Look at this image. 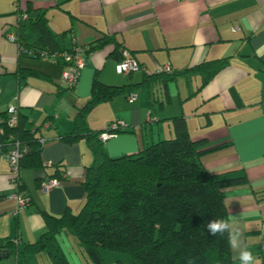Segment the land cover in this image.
<instances>
[{
	"label": "crops",
	"instance_id": "obj_1",
	"mask_svg": "<svg viewBox=\"0 0 264 264\" xmlns=\"http://www.w3.org/2000/svg\"><path fill=\"white\" fill-rule=\"evenodd\" d=\"M39 18L58 51L71 49V33L77 45L90 48L73 90L63 79L67 65L19 54L17 39L40 46L34 29ZM103 41L108 43L91 51ZM123 51L139 71L117 72ZM221 60L226 67L204 83L198 66ZM167 66L175 77L158 75ZM96 78L126 88L90 112L89 129L106 131L122 121L129 130L104 144L87 138L67 143L63 137L90 100ZM10 107L18 108L28 125H49L38 134L44 140L45 167L21 172L29 205L18 212L12 170L0 156V252L9 241L20 248L38 242L48 231L47 216L78 214L86 202L87 170L102 162V151L118 158L174 139L173 120L182 118L210 174L247 180L223 189L228 222L242 240L240 249H231L233 264H240L244 248L255 264H264V0H0V116ZM58 164L65 174L58 188L45 193L41 182L55 175ZM58 242L70 264L80 256L90 264L72 231L62 232ZM102 255L105 264H132L125 254ZM0 264L17 263L11 258ZM21 264H51V259L41 253L26 256Z\"/></svg>",
	"mask_w": 264,
	"mask_h": 264
},
{
	"label": "trees",
	"instance_id": "obj_2",
	"mask_svg": "<svg viewBox=\"0 0 264 264\" xmlns=\"http://www.w3.org/2000/svg\"><path fill=\"white\" fill-rule=\"evenodd\" d=\"M34 29L40 35V46L17 39L21 57L40 59L41 51L58 52L44 18L35 22ZM107 43L99 42L91 51ZM227 63L221 60L198 66L204 83ZM158 75L176 76L173 71ZM18 77L22 81L23 76ZM125 88L107 86L96 78L90 100L78 111L73 130L63 140L67 143L81 138L98 140L109 132V128L91 132L88 115L97 105L125 92ZM7 114L8 110L0 116V129L4 131L2 134L0 130L3 146L0 156L10 151L12 135L29 150L21 160V169L44 168L42 138L38 136L43 127L28 125L19 111L18 126L9 128ZM173 124L174 139L147 145L135 155L110 158L102 151V162L90 167L83 181L86 189L83 209L78 214L67 212L61 218L47 216L48 231L38 242L20 248L17 242L9 241L0 252V261L9 255L8 260L13 258L21 264L26 256L46 253L51 264H70L58 242V236L67 230L75 234L90 264H105L102 254L106 251L125 254L132 264H188L190 259L195 264H233L227 236L212 237L203 225L217 217L228 221L223 189L247 180L245 177L220 180L210 174L202 162L204 152L199 150L198 142L191 140L185 121L175 118ZM127 130L128 127L117 135ZM55 167L57 171L52 178L59 180L65 172L61 164ZM18 191H25L21 180Z\"/></svg>",
	"mask_w": 264,
	"mask_h": 264
},
{
	"label": "built area",
	"instance_id": "obj_3",
	"mask_svg": "<svg viewBox=\"0 0 264 264\" xmlns=\"http://www.w3.org/2000/svg\"><path fill=\"white\" fill-rule=\"evenodd\" d=\"M24 19H27V16H23ZM71 38L73 45L70 50L65 51H58L49 53L47 51H41L39 53L40 58L52 59L58 62H62L63 64L67 65L68 68L64 73V82L69 90H73L77 87L82 71L86 67L85 56L90 52V48L88 46H79L76 44V39L73 33H71ZM11 40H16L13 36L10 38ZM123 60L117 65V72L119 74H130L132 72H136L140 70V66L136 62L135 59L131 58L130 54L126 51L122 53ZM161 72V71H160ZM162 72H172L170 67H166L162 70ZM136 100L135 94H131L128 97V101L133 103ZM8 119L6 121V125L9 128H16L19 124V109L15 107H10L8 109ZM5 120H3L4 122ZM49 124H44L43 128L48 127ZM110 131L103 133L100 136L101 142H108L112 138L117 136L118 131L126 130L127 125L122 122H114L109 126ZM1 133L4 134L3 129H1ZM10 140L13 142L11 145L10 151H8L5 156L10 164L12 170V177L11 182L17 189L14 198L17 202V212L20 209L25 208L28 205V198L24 193H20L18 191V182L21 180V160L22 158L29 152L27 147L21 145L20 141L15 140L14 137L11 135ZM42 145H44V140H41ZM3 148L0 145V151ZM60 182L56 178H45L41 182V189L45 193H49L52 190L58 188ZM17 213H15L16 215Z\"/></svg>",
	"mask_w": 264,
	"mask_h": 264
},
{
	"label": "clouds",
	"instance_id": "obj_4",
	"mask_svg": "<svg viewBox=\"0 0 264 264\" xmlns=\"http://www.w3.org/2000/svg\"><path fill=\"white\" fill-rule=\"evenodd\" d=\"M203 228L207 230V233L212 236H227V244L231 249L237 250L242 246L241 233L239 229L233 227V225L223 218L217 217L207 221ZM240 264H255L256 258L252 252L247 248L239 252ZM188 264H195L194 260H189Z\"/></svg>",
	"mask_w": 264,
	"mask_h": 264
},
{
	"label": "rangeland",
	"instance_id": "obj_5",
	"mask_svg": "<svg viewBox=\"0 0 264 264\" xmlns=\"http://www.w3.org/2000/svg\"><path fill=\"white\" fill-rule=\"evenodd\" d=\"M109 254H113V253H109ZM110 256H113V255H110ZM79 258H81V261H79L77 258H72V263L73 264H85V262L83 261V256H80ZM111 258L113 257H110V258L107 257V261H111ZM4 262H7V261H4Z\"/></svg>",
	"mask_w": 264,
	"mask_h": 264
},
{
	"label": "water",
	"instance_id": "obj_6",
	"mask_svg": "<svg viewBox=\"0 0 264 264\" xmlns=\"http://www.w3.org/2000/svg\"><path fill=\"white\" fill-rule=\"evenodd\" d=\"M3 257L6 258V259H9V258H10L9 255H5V256H3Z\"/></svg>",
	"mask_w": 264,
	"mask_h": 264
}]
</instances>
